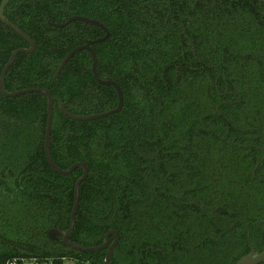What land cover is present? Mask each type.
Here are the masks:
<instances>
[{"label":"trees","instance_id":"1","mask_svg":"<svg viewBox=\"0 0 264 264\" xmlns=\"http://www.w3.org/2000/svg\"><path fill=\"white\" fill-rule=\"evenodd\" d=\"M1 2V0H0ZM13 20L35 43L4 77L14 91L45 87L54 98L50 150L66 169L84 162L70 240L94 246L116 230L109 264H233L264 247V3L260 0H11ZM95 120L76 114L114 108ZM28 41L0 20V73ZM47 98L0 92V264L49 257L53 264H103L106 249L81 251L48 236L65 230L82 168L48 164ZM243 135H246L243 136ZM248 136V137H247ZM252 136V137H250ZM260 162L254 178L252 170ZM110 242L114 236L109 237ZM261 264H264L261 263Z\"/></svg>","mask_w":264,"mask_h":264},{"label":"water","instance_id":"2","mask_svg":"<svg viewBox=\"0 0 264 264\" xmlns=\"http://www.w3.org/2000/svg\"><path fill=\"white\" fill-rule=\"evenodd\" d=\"M262 1L264 2V0H262ZM8 2H9V0H2L0 2V20L2 22H4L5 24L9 25L19 35L24 37L28 41L29 47H19L11 53L8 61L6 62V64L4 65V67L2 68V71L0 73V92L2 93V95L6 96V97H12V96H16V95L28 93V92H40V93L44 94L47 98V123H46V129H45L44 150H45V156H46L48 164L51 166V168L56 173H58L60 175H68L76 167L82 168V174L75 181V184H74V203H73L71 213H70L69 226L65 230H63L61 227H52L48 230V236L54 240L60 239L65 246L73 247V248H75L77 250H81V251H100V250L106 249V254H105L103 264H109L113 249L119 240V234L116 230L108 231L105 234L103 242L99 245H94V246L84 245V244H81L79 242L71 241L69 238L70 234L74 228L75 217H76L77 209L79 206V196H80L79 186H80L81 182L86 179L87 174H88V168L84 162L79 161V162L73 163L70 167L63 169V168L59 167L53 160L51 150H50V135H51V128H52V107H53L54 98L52 97L50 91L45 87H29V88L14 90V91H7L4 87L5 74H6L7 70L9 69V67L12 65L17 54H19L21 52L30 53L35 49V43L32 40V38L28 34H26L13 21L8 20L4 17V15H3L4 7L6 6V4ZM73 21H81V22H84L87 24L98 26L104 31V35L97 37L95 39H87V40H85L84 44L73 47L72 49H70L65 54V56L62 58V60L60 61L57 69L54 72L53 78H55L60 73V71L64 68L65 64L67 63V61L75 53L79 52L80 50H87L90 53L91 58H92L91 72H92L94 79L97 82H99L100 84L112 85L116 90L118 101H117V105L114 108H111L109 110H105L102 112H98V113H92V114L72 113V112L68 111L62 105H60L59 108L65 116H67L68 118L73 119V120L85 121V120H95V119L107 117V116L121 110L122 105H123V93H122L120 86L118 85V83L116 81H114L110 77L101 78L98 75V73L96 71L97 58H96V54H95L94 50L92 49L91 45L105 40L109 35L108 29L99 20H97L95 18L88 17V16H83V15H72V16L67 17L66 20H64L62 22L49 21V24L54 26V27H64ZM111 235L114 236V240L112 242H110V240H109V237ZM248 239H249V237H248ZM262 262H264V247L261 250H256L255 248L251 247L249 252L240 256L233 264H260Z\"/></svg>","mask_w":264,"mask_h":264},{"label":"flooded vegetation","instance_id":"3","mask_svg":"<svg viewBox=\"0 0 264 264\" xmlns=\"http://www.w3.org/2000/svg\"><path fill=\"white\" fill-rule=\"evenodd\" d=\"M2 1V0H1ZM11 0H9V2H10ZM261 2H263L262 0H260ZM9 2L6 4V6L4 7V11H3V15H5V10H7V15L8 16H10V17H12L13 15H15L16 16V13H17V11H16V8H14L13 7V4H12V6H10V7H8L9 6ZM264 3V2H263ZM5 17V16H4ZM6 18V17H5ZM6 19H8V18H6ZM16 19L18 20V16H16ZM8 20H10V19H8ZM11 21H13V20H11ZM14 22V21H13ZM4 23V22H3ZM15 23V22H14ZM16 24V23H15ZM17 25V24H16ZM87 40V39H86ZM84 44V43H83ZM82 45V44H81ZM79 46V45H78ZM29 47V46H28ZM76 47V46H75ZM87 51V50H86ZM91 56V55H90ZM97 58V57H96ZM92 59V58H91ZM92 63V62H91ZM96 66H97V64H96ZM97 71V70H96ZM108 77V76H107ZM105 78V77H104ZM243 136H245L246 137V135H243ZM248 137V136H247ZM250 137H252V136H250ZM264 157V156H263ZM259 165H260V162H258L255 166H254V168H253V170H252V175H253V177L254 178H257V179H262V178H260V177H258L257 175H256V172H257V169H258V167H259ZM262 223H264V219H261L260 221H259V223H258V226L259 227H261L262 226ZM248 237H249V239H248ZM247 240H248V243H249V246H250V249H251V247H253V248H255L254 247V245L250 242V232L248 231V234H247ZM256 249V248H255ZM256 250H259V249H256ZM250 251V250H249ZM263 263V262H262ZM261 264V263H260Z\"/></svg>","mask_w":264,"mask_h":264},{"label":"built area","instance_id":"4","mask_svg":"<svg viewBox=\"0 0 264 264\" xmlns=\"http://www.w3.org/2000/svg\"><path fill=\"white\" fill-rule=\"evenodd\" d=\"M52 259L49 257H45V258H39L37 256H32V257H28V258H21V262L22 264H53ZM5 264H18V261L16 258H13L10 262H7Z\"/></svg>","mask_w":264,"mask_h":264},{"label":"rangeland","instance_id":"5","mask_svg":"<svg viewBox=\"0 0 264 264\" xmlns=\"http://www.w3.org/2000/svg\"><path fill=\"white\" fill-rule=\"evenodd\" d=\"M65 264H72V262L69 261V260H67V261L65 262Z\"/></svg>","mask_w":264,"mask_h":264}]
</instances>
